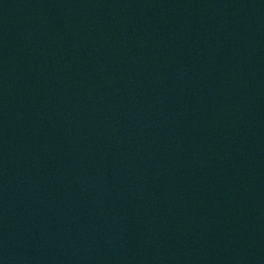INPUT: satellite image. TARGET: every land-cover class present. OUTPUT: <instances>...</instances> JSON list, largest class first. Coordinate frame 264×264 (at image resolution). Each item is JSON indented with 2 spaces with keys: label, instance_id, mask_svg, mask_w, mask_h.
<instances>
[{
  "label": "water",
  "instance_id": "95a60500",
  "mask_svg": "<svg viewBox=\"0 0 264 264\" xmlns=\"http://www.w3.org/2000/svg\"><path fill=\"white\" fill-rule=\"evenodd\" d=\"M0 264H264V0H0Z\"/></svg>",
  "mask_w": 264,
  "mask_h": 264
}]
</instances>
